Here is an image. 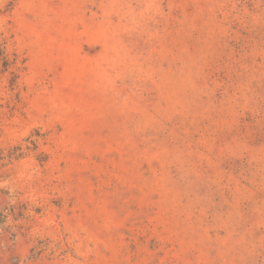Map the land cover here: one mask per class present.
<instances>
[{
	"label": "rangeland",
	"instance_id": "1",
	"mask_svg": "<svg viewBox=\"0 0 264 264\" xmlns=\"http://www.w3.org/2000/svg\"><path fill=\"white\" fill-rule=\"evenodd\" d=\"M0 264H264V0H0Z\"/></svg>",
	"mask_w": 264,
	"mask_h": 264
},
{
	"label": "trees",
	"instance_id": "2",
	"mask_svg": "<svg viewBox=\"0 0 264 264\" xmlns=\"http://www.w3.org/2000/svg\"><path fill=\"white\" fill-rule=\"evenodd\" d=\"M12 64L13 62L9 60L8 55L6 54L5 47L0 44V71H8Z\"/></svg>",
	"mask_w": 264,
	"mask_h": 264
}]
</instances>
